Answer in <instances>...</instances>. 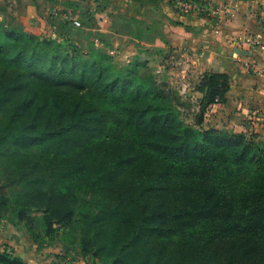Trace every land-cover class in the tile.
Listing matches in <instances>:
<instances>
[{"label": "trees", "instance_id": "obj_1", "mask_svg": "<svg viewBox=\"0 0 264 264\" xmlns=\"http://www.w3.org/2000/svg\"><path fill=\"white\" fill-rule=\"evenodd\" d=\"M67 44L0 18V164L15 141L42 146L53 166L50 179L8 167L0 206L17 183L23 195L38 181L112 189L118 205L83 215L81 253L96 264H264V144L256 132L196 127L226 102L229 74H202L191 125L178 91L140 73L146 62L120 69L111 54ZM75 214L57 202L43 219L55 215L53 232ZM0 264L32 263L0 249Z\"/></svg>", "mask_w": 264, "mask_h": 264}, {"label": "crops", "instance_id": "obj_2", "mask_svg": "<svg viewBox=\"0 0 264 264\" xmlns=\"http://www.w3.org/2000/svg\"><path fill=\"white\" fill-rule=\"evenodd\" d=\"M207 1L227 3L230 13L211 20L181 13L171 0H109L105 7L94 0L90 18L98 19L92 29L99 34L95 47L122 66L138 60L152 70L158 63L161 72L162 62L156 60L165 54V59L180 61V70L189 71L195 80L206 71L229 74L227 100L208 108L205 123L235 132H256L264 144V0ZM58 3L61 0H0V18L7 25L14 23L28 32L47 35L53 14L58 15L53 8ZM247 37H259L263 45L251 46ZM242 50L247 53L241 54ZM120 52L130 55L121 61ZM196 93L198 98L203 96Z\"/></svg>", "mask_w": 264, "mask_h": 264}, {"label": "rangeland", "instance_id": "obj_3", "mask_svg": "<svg viewBox=\"0 0 264 264\" xmlns=\"http://www.w3.org/2000/svg\"><path fill=\"white\" fill-rule=\"evenodd\" d=\"M97 1L100 2V7H105L109 0ZM94 3V0H61V4L53 6L57 9L58 15L53 14L52 28L46 34L61 42L76 44L87 54H102L101 52L105 51L95 47V36L99 34L92 30L98 25V19L97 17L90 18L91 10L96 7ZM9 25L16 24L10 23ZM127 55L130 54L120 52L117 57L125 61ZM164 57L156 60V62H162L161 72H158L160 68L158 63H155L152 70L142 68L140 73L142 75L153 74L159 81H167L170 86L174 87L182 101L181 116L186 123L193 125L201 115L200 104L203 96L198 98L196 93L199 92L196 89L201 76L198 80L193 79L189 71L180 70V61L176 58L165 59ZM115 63L118 68L123 67L120 69L126 68L118 61ZM205 116L206 113L203 124L197 125V129L215 128L231 131L224 127L210 126V121L205 123ZM258 140L257 138L256 141ZM4 146L6 154L2 159L6 162L0 164L2 183L8 182L7 177L10 175L8 167L13 169L11 173L16 172H13L11 176L20 177L23 172L33 171L35 177L47 175L48 179L51 178L49 174L53 167L50 164L52 155L44 151L42 146L28 147L26 144L15 141L7 142ZM19 185L17 183L8 187L3 196L7 199V203L3 207L0 206V249L9 251L11 254H18L32 264H96L97 260L91 255L81 253L83 215L86 212L96 213L107 205H118L120 203L119 193L112 189L93 191L84 187H56L51 183L38 181L33 184L36 188L31 195H23L22 192L17 191ZM1 199L3 198L0 194ZM57 202L74 208L76 214L67 228L51 232L48 230L53 227L52 224L57 214L51 217L50 222L44 220L43 217L49 209L55 207ZM153 202L161 203V199L155 198ZM88 246L87 249L91 250L90 245Z\"/></svg>", "mask_w": 264, "mask_h": 264}, {"label": "built area", "instance_id": "obj_4", "mask_svg": "<svg viewBox=\"0 0 264 264\" xmlns=\"http://www.w3.org/2000/svg\"><path fill=\"white\" fill-rule=\"evenodd\" d=\"M175 8L181 13H188L197 17L211 20L222 19L230 13L227 3L214 4L207 0H171ZM77 24H80L77 22ZM246 42L251 46L261 47L263 42L259 37H247Z\"/></svg>", "mask_w": 264, "mask_h": 264}, {"label": "water", "instance_id": "obj_5", "mask_svg": "<svg viewBox=\"0 0 264 264\" xmlns=\"http://www.w3.org/2000/svg\"><path fill=\"white\" fill-rule=\"evenodd\" d=\"M240 53H241V54H246V53H247V51H245V50H242V51H240Z\"/></svg>", "mask_w": 264, "mask_h": 264}]
</instances>
